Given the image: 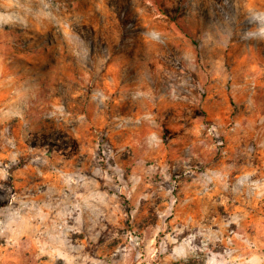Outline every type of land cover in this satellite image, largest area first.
Instances as JSON below:
<instances>
[{
  "label": "rangeland",
  "instance_id": "1",
  "mask_svg": "<svg viewBox=\"0 0 264 264\" xmlns=\"http://www.w3.org/2000/svg\"><path fill=\"white\" fill-rule=\"evenodd\" d=\"M0 264H264V0H0Z\"/></svg>",
  "mask_w": 264,
  "mask_h": 264
},
{
  "label": "crops",
  "instance_id": "2",
  "mask_svg": "<svg viewBox=\"0 0 264 264\" xmlns=\"http://www.w3.org/2000/svg\"><path fill=\"white\" fill-rule=\"evenodd\" d=\"M18 88V87H17ZM17 88H15V89H17ZM17 91V90H16ZM21 91V90H20ZM18 92V91H17Z\"/></svg>",
  "mask_w": 264,
  "mask_h": 264
}]
</instances>
